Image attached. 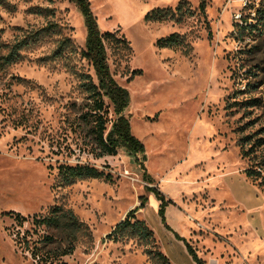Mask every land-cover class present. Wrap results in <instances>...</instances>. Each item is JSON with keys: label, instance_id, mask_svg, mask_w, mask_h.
<instances>
[{"label": "rangeland", "instance_id": "rangeland-1", "mask_svg": "<svg viewBox=\"0 0 264 264\" xmlns=\"http://www.w3.org/2000/svg\"><path fill=\"white\" fill-rule=\"evenodd\" d=\"M88 1L99 30L127 41L106 42L107 61L129 93L124 113L142 149L88 150L79 75L95 76L78 7L0 0V264H156L146 248L197 264L173 232L204 264H264V184L245 174L255 163L264 170V24L241 33L233 17L264 0ZM157 8L170 12L158 21ZM171 34V46L158 44ZM63 38L61 55L45 59ZM246 136L252 151L242 156ZM77 164L110 179L61 172ZM150 188L171 201L164 222ZM55 207L84 228L41 222ZM135 207L154 241L105 239Z\"/></svg>", "mask_w": 264, "mask_h": 264}, {"label": "trees", "instance_id": "trees-1", "mask_svg": "<svg viewBox=\"0 0 264 264\" xmlns=\"http://www.w3.org/2000/svg\"><path fill=\"white\" fill-rule=\"evenodd\" d=\"M73 2L81 11L84 17L86 26V40L85 48L82 50L83 56L89 61L93 70V77L89 73H80V87L84 92V103L82 111L79 113L81 124L86 130V135L91 137V143L89 152H93L95 156H102L105 154H116L117 149H126L131 153H136L142 149L141 143L130 132V126L128 117L125 115V109L129 103V93L126 88L122 87L113 77L109 64L107 61L106 42H121L126 44L124 36H116L115 32H101L97 26V22L94 14L91 11L90 3L88 0H69ZM204 1L200 3V8L204 10ZM165 12V13H164ZM170 9L157 8L152 14L155 15V19L160 21L165 19ZM150 16L149 13L147 17ZM255 23H247L238 27L239 32H253V29H257V23L264 24V9H257ZM52 28L51 25H48ZM47 28V27H46ZM176 34H171L168 37L160 38L157 42L159 45H169L175 42ZM69 39L63 38L57 44V46L45 57V59H55L62 53L63 48L68 44ZM139 72V70H133L132 74ZM106 99L108 102H106ZM112 107L113 117H109V107ZM108 123L110 128L108 129ZM249 136L240 139V152L242 156H248L252 149H245L244 145L248 142ZM61 172L69 178H83V177H95L103 178L105 180L110 179V175L104 171L97 169L94 166L87 164L77 165H63ZM264 170H262L261 163H255L245 169L247 177L252 180H258L259 184H264ZM145 179L151 181V179L145 176ZM149 190L155 192L160 200L158 213L161 216V220L164 222V209L169 199L159 193L156 189L150 188ZM135 207L129 210L123 219L119 220L105 235V239L110 241H119L123 238H134L138 242L152 243L154 241V232L142 219H137L134 215ZM57 210L56 212H54ZM60 212V208H54L49 216L42 219L41 222H47L54 226L63 225L64 228L71 230H82L85 224L80 221L72 212ZM63 220V223H61ZM171 230L169 226L166 225ZM177 239L184 242L188 251L192 254V257L197 264H204L203 260L198 258L193 253L192 248L188 242L180 236L177 232H173ZM52 239L51 236L48 237ZM27 243V242H26ZM24 241V246L28 249L27 244ZM145 252L156 264H171L168 257L158 249L146 248ZM67 253L63 251L62 254ZM32 254L35 256L37 253L32 249ZM42 262V260H41ZM44 262V261H43ZM42 262V263H43Z\"/></svg>", "mask_w": 264, "mask_h": 264}, {"label": "built area", "instance_id": "built-area-1", "mask_svg": "<svg viewBox=\"0 0 264 264\" xmlns=\"http://www.w3.org/2000/svg\"><path fill=\"white\" fill-rule=\"evenodd\" d=\"M246 6H247V0H243L241 7L245 8ZM256 13H257V9H255V12L251 11V13H246V14H242L241 9H238L233 15L235 25L239 27L242 25H246L247 23H250V22L255 23L256 21L254 22L253 20L256 17Z\"/></svg>", "mask_w": 264, "mask_h": 264}]
</instances>
